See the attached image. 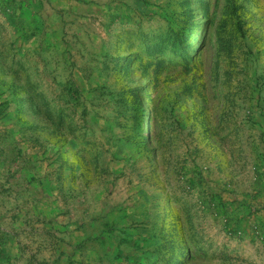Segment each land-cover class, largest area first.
Returning <instances> with one entry per match:
<instances>
[{
    "label": "rangeland",
    "instance_id": "obj_1",
    "mask_svg": "<svg viewBox=\"0 0 264 264\" xmlns=\"http://www.w3.org/2000/svg\"><path fill=\"white\" fill-rule=\"evenodd\" d=\"M0 264H264V0H0Z\"/></svg>",
    "mask_w": 264,
    "mask_h": 264
},
{
    "label": "trees",
    "instance_id": "obj_2",
    "mask_svg": "<svg viewBox=\"0 0 264 264\" xmlns=\"http://www.w3.org/2000/svg\"><path fill=\"white\" fill-rule=\"evenodd\" d=\"M184 37L185 34H180V35L172 34V36L168 38V41L174 45L176 50H180L182 48L183 42L185 41Z\"/></svg>",
    "mask_w": 264,
    "mask_h": 264
},
{
    "label": "crops",
    "instance_id": "obj_3",
    "mask_svg": "<svg viewBox=\"0 0 264 264\" xmlns=\"http://www.w3.org/2000/svg\"><path fill=\"white\" fill-rule=\"evenodd\" d=\"M8 212V209H6V213Z\"/></svg>",
    "mask_w": 264,
    "mask_h": 264
}]
</instances>
